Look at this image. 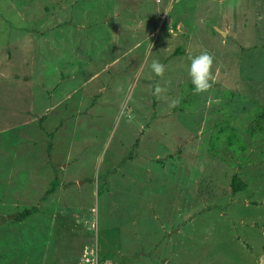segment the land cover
Instances as JSON below:
<instances>
[{
    "label": "rangeland",
    "instance_id": "1",
    "mask_svg": "<svg viewBox=\"0 0 264 264\" xmlns=\"http://www.w3.org/2000/svg\"><path fill=\"white\" fill-rule=\"evenodd\" d=\"M257 108L264 0H0V264H264Z\"/></svg>",
    "mask_w": 264,
    "mask_h": 264
},
{
    "label": "clouds",
    "instance_id": "2",
    "mask_svg": "<svg viewBox=\"0 0 264 264\" xmlns=\"http://www.w3.org/2000/svg\"><path fill=\"white\" fill-rule=\"evenodd\" d=\"M189 60L188 75L194 86V94L208 91L214 83L212 72L214 57L207 50H203L198 55H189ZM148 67L156 76H163L165 67L158 59H152ZM162 91L164 89L157 84L155 85L153 94L158 95Z\"/></svg>",
    "mask_w": 264,
    "mask_h": 264
},
{
    "label": "trees",
    "instance_id": "3",
    "mask_svg": "<svg viewBox=\"0 0 264 264\" xmlns=\"http://www.w3.org/2000/svg\"><path fill=\"white\" fill-rule=\"evenodd\" d=\"M257 112V116H263L264 117V108L260 109L257 108L256 109ZM228 138L229 141H233V139L235 138V134H228ZM242 145V144H240ZM244 146V145H242ZM56 185V181H53L51 187H50V191H52L53 189H55ZM230 185H231V189L232 192H237L243 189H246L248 187V183L246 181H244L242 178H240V176L236 173H234L231 177V181H230ZM38 208V206H31L29 208H25L22 212L18 213L16 215V219L20 220L28 215H30L31 213H33L34 211H36Z\"/></svg>",
    "mask_w": 264,
    "mask_h": 264
}]
</instances>
